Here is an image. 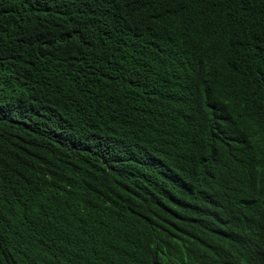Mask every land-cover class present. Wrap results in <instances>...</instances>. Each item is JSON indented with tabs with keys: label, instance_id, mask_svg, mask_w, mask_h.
I'll return each mask as SVG.
<instances>
[{
	"label": "trees",
	"instance_id": "1",
	"mask_svg": "<svg viewBox=\"0 0 264 264\" xmlns=\"http://www.w3.org/2000/svg\"><path fill=\"white\" fill-rule=\"evenodd\" d=\"M0 264H264V0H0Z\"/></svg>",
	"mask_w": 264,
	"mask_h": 264
}]
</instances>
